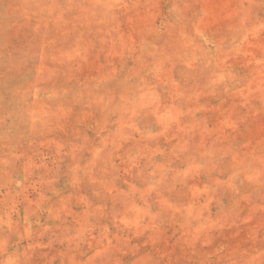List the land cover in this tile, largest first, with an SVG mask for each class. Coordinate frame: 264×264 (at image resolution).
Segmentation results:
<instances>
[{"label":"rangeland","instance_id":"rangeland-1","mask_svg":"<svg viewBox=\"0 0 264 264\" xmlns=\"http://www.w3.org/2000/svg\"><path fill=\"white\" fill-rule=\"evenodd\" d=\"M0 264H264V0H0Z\"/></svg>","mask_w":264,"mask_h":264}]
</instances>
